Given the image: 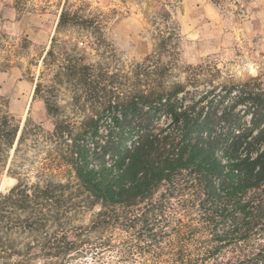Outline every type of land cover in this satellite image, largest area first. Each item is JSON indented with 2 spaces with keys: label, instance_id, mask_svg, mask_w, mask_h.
Returning <instances> with one entry per match:
<instances>
[{
  "label": "trees",
  "instance_id": "16d2710c",
  "mask_svg": "<svg viewBox=\"0 0 264 264\" xmlns=\"http://www.w3.org/2000/svg\"><path fill=\"white\" fill-rule=\"evenodd\" d=\"M69 19L63 13L59 25ZM67 61L60 76L76 94L83 93L78 96H85L84 102L75 104L90 115L79 121L65 118L51 137L59 144L56 166L68 167L75 177L66 182L53 176L34 183L19 179L0 193V264H30L33 254L20 242L22 235L37 237L50 257L82 252L90 243L89 250L118 248L120 260L131 264L261 261L264 90L249 82L223 84L189 102L192 92L186 84L167 81L170 67L145 66V83L121 94L102 85L92 65ZM187 79L196 86L201 75L190 72ZM43 87L37 82L36 92ZM242 102L243 113L238 109ZM45 104L49 114L60 113L50 98ZM108 117L113 138L99 153L101 126ZM16 134L5 117L0 155ZM89 139L99 163L89 161ZM97 206L89 224H72L74 215ZM74 233L76 238H70ZM80 235L86 238L77 239ZM229 249L232 255L221 259Z\"/></svg>",
  "mask_w": 264,
  "mask_h": 264
},
{
  "label": "rangeland",
  "instance_id": "374dc122",
  "mask_svg": "<svg viewBox=\"0 0 264 264\" xmlns=\"http://www.w3.org/2000/svg\"><path fill=\"white\" fill-rule=\"evenodd\" d=\"M63 13L70 19L60 26ZM69 59L92 65L102 85L121 94L145 83V66L158 71L170 67L167 81L186 84L192 92L189 102L223 84L249 82L263 91L264 0H0V126L7 117L17 128L12 146L1 149L0 193L19 179L34 183L53 176L66 182L75 177L68 167L56 166L59 144L51 137L60 121H79L89 114L75 104L84 102L85 96H78L83 93L76 94L60 76ZM190 72L201 75L196 86L187 83ZM39 81L44 87L38 93ZM46 97L59 106L58 115L48 113ZM245 106L238 104L241 113ZM110 122L108 117L101 126L99 153L113 138ZM90 148L89 161L99 163L94 144ZM105 160L110 162L109 155ZM98 210H82L72 224H89ZM262 238L257 243L264 245ZM19 240L33 254L30 264L132 263L120 260L116 247L89 250L92 245L86 243L82 252L50 257L37 237ZM231 255L229 249L220 258ZM260 259L256 264H264V253Z\"/></svg>",
  "mask_w": 264,
  "mask_h": 264
}]
</instances>
